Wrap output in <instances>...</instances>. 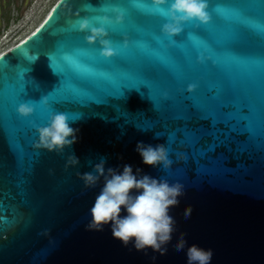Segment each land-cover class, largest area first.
Returning a JSON list of instances; mask_svg holds the SVG:
<instances>
[{
    "label": "water",
    "instance_id": "95a60500",
    "mask_svg": "<svg viewBox=\"0 0 264 264\" xmlns=\"http://www.w3.org/2000/svg\"><path fill=\"white\" fill-rule=\"evenodd\" d=\"M91 2L96 6L97 0ZM110 2L120 4L124 0ZM214 2L220 0H209V8ZM221 3L236 8L257 5L250 24L259 25V29L244 24L225 25L212 37L225 48H231L242 60L254 62L256 67L251 73L239 70L225 74L209 57L198 59L197 49L190 47V66H186L177 79L162 75L150 85L149 96L146 86L135 88L141 83L139 66L151 63L159 68V65L134 45L133 40L156 47L154 35L168 43L169 38L160 33L165 18L157 15L143 25L146 33L143 36L128 26L127 15L120 25L114 26L116 31L105 26L113 46L130 54V70L124 72L116 66L117 58L100 57L98 45H87L84 33L70 27V20L85 16L77 0H59L30 36L0 54V70L8 65L28 69L24 76L30 83L25 84V95L26 99L36 102L32 115L21 118L15 113L19 103L11 101L5 108L0 95V123L7 112L23 124L31 145V148L25 146V151L36 156L31 162L22 161L7 133L0 131V264H186L185 250L177 251L174 247L179 233H184L185 249L192 244L211 249L210 264H264V0H221ZM133 11L138 14V10ZM190 23L186 22L182 32L171 39L186 40ZM66 28L71 30L73 41L64 50L71 52L73 47L90 50L96 57L97 70L106 69L111 77L87 81L74 69L65 70L67 76L85 83L89 92L81 95V105L71 109L80 113L79 119L70 121L71 127L79 129L77 141L57 154L33 148L36 136L29 121L37 126L47 122V113L38 101L41 96H48L50 102V92L61 83V76L56 72L64 69L56 63L50 66L43 51L59 41ZM123 35L129 40L126 50L120 48ZM34 56L36 59L29 62ZM189 79L196 80L192 89L186 88ZM177 86L185 92L205 94H210L209 89L215 92L230 86L234 90L230 99L250 108L252 143L248 151L237 156L218 149L213 155H222L226 167L216 164L207 167L203 163L197 166L194 160L186 159L180 168L182 165L172 159L173 151L181 155L183 152L172 149L167 138L172 128H165L162 123L168 117L161 113L159 120L153 104L165 92L174 96ZM52 110L72 118L67 106ZM142 121H153L154 127H144ZM137 142L165 144L171 163L155 167L142 164L134 150ZM70 155L75 156L78 163L65 168ZM101 158L105 160V168L128 164L133 171L139 168L142 174H166L170 179L179 178L183 182L184 190L178 193V201L169 205L175 216V227L164 251L150 245L137 251L131 242L127 247L122 246L112 237L108 226L102 231L86 230L90 219L88 209L102 181L95 187L85 188L78 174L91 171L92 165ZM186 206L192 209L188 218L184 217Z\"/></svg>",
    "mask_w": 264,
    "mask_h": 264
},
{
    "label": "snow or ice",
    "instance_id": "6c2138e0",
    "mask_svg": "<svg viewBox=\"0 0 264 264\" xmlns=\"http://www.w3.org/2000/svg\"><path fill=\"white\" fill-rule=\"evenodd\" d=\"M77 3L82 5L81 11L92 20L106 14L113 4L110 0H97L96 6H93L91 0H77ZM118 5L124 12V16L128 17V26L140 36L146 34L143 25L149 24L154 17L160 15L158 12H149L147 9L133 6L131 0H124V3ZM134 9L138 10V14L133 11ZM210 9L212 14L207 20L191 21L186 40L164 43L151 33L147 34L152 35L156 47H150L145 42L133 40L134 45L159 65V68L151 63L139 66L141 83L135 87L137 90L141 85H144L148 88L150 96L152 92L150 85H154L162 75H167L172 79L179 78L183 74L184 68L190 66L188 60L190 47L198 49L207 45L216 56L214 61L210 59L211 63L221 68L225 74L239 70L251 73L255 70L254 62L242 60L231 48H225L220 41L214 40L212 37L225 25L244 24L259 29V25L250 24V18L254 17L257 12V5L248 4L243 8L227 7L220 0V2H214ZM110 27L116 31L114 26ZM232 30L236 31L235 28ZM72 41L71 30L66 28L60 40L49 45L43 54L48 57L50 66L52 63H56L64 69L56 72L61 76V83L59 87L50 92L49 107L55 109L67 106L70 110L69 113L73 117L79 118L80 113L73 112L71 109L74 105L79 106L83 103L81 95L88 93L89 89L85 83H78L75 79L67 76L65 70L74 69L81 78L87 81L96 77L108 80L111 77V72L106 69L98 71L96 57L88 49L73 47L71 52L65 51L64 48ZM36 56L29 62L34 61ZM113 57L117 58L116 66L122 71L130 70V54L127 51H117V55ZM146 68L151 70H146ZM27 70L25 67L16 66L13 68L10 65L0 70V95L4 98L5 108L11 101L20 104L31 100L26 99L25 95V84L30 83V81H25L24 74ZM186 88L192 89L193 87L186 86ZM209 93L185 92L177 86L174 96H169L167 93L159 96L153 102L154 108L159 114V120H161V113L168 117L163 119L162 123L165 128L169 126L172 128L167 136L172 149H180L183 152L181 155L180 152L173 151L172 159L182 165L180 168H183L186 159L194 160L197 166L203 163L207 167L213 164L226 167V160L222 155H213L217 153L218 149L223 148L239 156L246 153L252 143V131L248 120L249 106L237 104L230 99L234 95V90L230 86L215 92L209 89ZM141 125L151 128L154 127V122L142 121ZM0 131L7 133L12 147L22 161L28 159L31 162L36 157L25 151V146L31 148L28 142V131L14 116L5 112L4 121L0 123ZM177 156L180 158L176 159Z\"/></svg>",
    "mask_w": 264,
    "mask_h": 264
},
{
    "label": "clouds",
    "instance_id": "9594fccd",
    "mask_svg": "<svg viewBox=\"0 0 264 264\" xmlns=\"http://www.w3.org/2000/svg\"><path fill=\"white\" fill-rule=\"evenodd\" d=\"M133 6L147 9L149 12H158L165 18L160 26V33L169 38L179 35L188 21L207 20L211 13L209 0H131ZM110 13V15L108 14ZM124 20V12L118 4L113 3L110 10L94 20L88 16H79L70 20L69 25L75 31L84 33L83 40L87 45H98L99 56L105 60L117 55V48L109 39V32L105 26L120 25ZM99 25V26H95ZM129 46V40L123 35L120 48ZM27 59L28 54L25 53ZM196 57L203 59L209 57L216 59L213 51L204 45L196 50ZM196 80L189 79L188 88L194 87ZM165 92L163 95H166ZM36 102L18 104L15 111L21 118H27L34 112ZM38 105L47 113V122L44 126H37L32 121L29 125L34 129L36 139L33 148L60 154L67 147L77 141L79 129L70 126L77 117L70 119L61 111L49 107L48 96H41ZM135 152L139 155L141 163L147 166L168 165L171 163L168 147L163 143L155 145L137 142ZM78 159L68 156L65 168L75 166ZM85 188L95 187L101 182V187L95 195L91 207L88 209L90 217L85 225L88 231H102L108 226L114 239L127 247L131 242L137 251L151 246L164 251L167 241L172 236L175 227V216L169 210V205L178 201V193L182 192L183 182L179 178H169L166 174H142L137 168L133 171L131 165L105 168V160L101 158L92 165V170L78 174ZM184 217L191 214V206L184 208ZM123 213V215L121 214ZM184 233H179L174 241L177 251L185 250L186 264H210L212 250L200 248L195 244L187 246Z\"/></svg>",
    "mask_w": 264,
    "mask_h": 264
},
{
    "label": "rangeland",
    "instance_id": "374dc122",
    "mask_svg": "<svg viewBox=\"0 0 264 264\" xmlns=\"http://www.w3.org/2000/svg\"><path fill=\"white\" fill-rule=\"evenodd\" d=\"M59 0H0V54L30 36Z\"/></svg>",
    "mask_w": 264,
    "mask_h": 264
},
{
    "label": "bare ground",
    "instance_id": "6f19581e",
    "mask_svg": "<svg viewBox=\"0 0 264 264\" xmlns=\"http://www.w3.org/2000/svg\"><path fill=\"white\" fill-rule=\"evenodd\" d=\"M45 18H46V17H45ZM43 21H44V20H43ZM43 21H42V22H43ZM42 22L40 23V25L42 24ZM14 46H15V45H14ZM4 52H5V51H4ZM1 54H2V53H1Z\"/></svg>",
    "mask_w": 264,
    "mask_h": 264
}]
</instances>
